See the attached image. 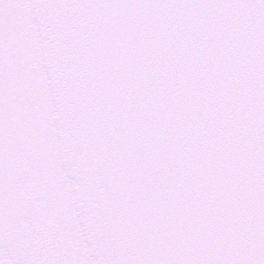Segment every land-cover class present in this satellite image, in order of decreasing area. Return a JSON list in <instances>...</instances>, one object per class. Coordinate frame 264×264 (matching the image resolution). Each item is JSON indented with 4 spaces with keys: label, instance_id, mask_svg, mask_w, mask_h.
Instances as JSON below:
<instances>
[{
    "label": "snow or ice",
    "instance_id": "obj_1",
    "mask_svg": "<svg viewBox=\"0 0 264 264\" xmlns=\"http://www.w3.org/2000/svg\"><path fill=\"white\" fill-rule=\"evenodd\" d=\"M0 264H264V0H0Z\"/></svg>",
    "mask_w": 264,
    "mask_h": 264
}]
</instances>
